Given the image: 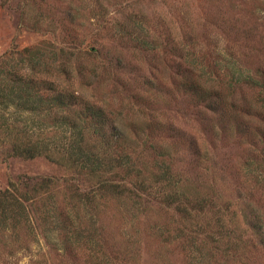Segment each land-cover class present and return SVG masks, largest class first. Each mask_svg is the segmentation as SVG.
Masks as SVG:
<instances>
[{"label": "rangeland", "instance_id": "1", "mask_svg": "<svg viewBox=\"0 0 264 264\" xmlns=\"http://www.w3.org/2000/svg\"><path fill=\"white\" fill-rule=\"evenodd\" d=\"M36 47L38 84L103 108L136 169L154 176L165 159L203 211L189 225L166 206L160 174L73 212L68 188L89 192V180L0 155V190L55 182L40 195L50 218L35 201L17 231L0 226V264H264V0H0V65L29 71L21 56ZM68 220L93 239L64 240L55 222Z\"/></svg>", "mask_w": 264, "mask_h": 264}, {"label": "trees", "instance_id": "2", "mask_svg": "<svg viewBox=\"0 0 264 264\" xmlns=\"http://www.w3.org/2000/svg\"><path fill=\"white\" fill-rule=\"evenodd\" d=\"M26 51L20 61H28L29 71L0 65V155L4 159L22 160L43 157L89 180L94 185L89 192L68 188L70 200L76 204L73 205V212L81 208L88 213L93 204L96 208L101 198L125 195V191H129L126 185L128 179L135 177L145 185L151 176L161 174L155 182L164 185L166 193L162 201L166 206L176 205L182 219L193 225L196 215H201L203 211L202 204L190 199L174 182L166 160L162 162L161 172L157 170L154 176L153 170H137L140 160L136 158L137 166L132 162L131 155L134 154L129 152V146L123 144L124 134L115 128L106 111L95 104L82 103L81 95L67 89L54 90L52 81L43 79L44 82L38 84L36 79L40 75L46 50L36 47ZM61 53L64 65L76 57L70 50L62 49ZM12 106L16 114H8ZM43 126L60 132H53L54 136L48 138L43 130L40 131ZM122 173L125 177L115 181ZM18 184L0 190V226L6 231L15 232L23 223H28L30 208L35 201L44 204L47 218L54 210L50 196L40 198V195L52 190L55 185L53 179L27 178ZM20 186L22 193H19ZM55 223V226H64V240L93 239L92 233L85 234L87 230L76 228L72 220Z\"/></svg>", "mask_w": 264, "mask_h": 264}]
</instances>
